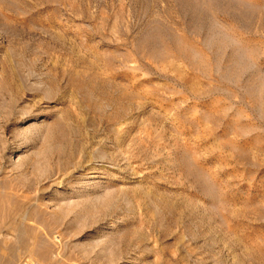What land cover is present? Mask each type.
I'll return each mask as SVG.
<instances>
[{"label": "rangeland", "instance_id": "1", "mask_svg": "<svg viewBox=\"0 0 264 264\" xmlns=\"http://www.w3.org/2000/svg\"><path fill=\"white\" fill-rule=\"evenodd\" d=\"M0 264H264V0H0Z\"/></svg>", "mask_w": 264, "mask_h": 264}]
</instances>
